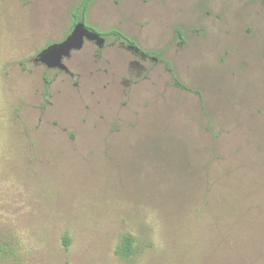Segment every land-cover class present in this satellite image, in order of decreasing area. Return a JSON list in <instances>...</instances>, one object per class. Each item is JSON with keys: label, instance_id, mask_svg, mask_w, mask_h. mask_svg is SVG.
I'll return each instance as SVG.
<instances>
[{"label": "rangeland", "instance_id": "rangeland-1", "mask_svg": "<svg viewBox=\"0 0 264 264\" xmlns=\"http://www.w3.org/2000/svg\"><path fill=\"white\" fill-rule=\"evenodd\" d=\"M80 2L0 0V264H264V0H94L158 60L36 62Z\"/></svg>", "mask_w": 264, "mask_h": 264}, {"label": "water", "instance_id": "water-1", "mask_svg": "<svg viewBox=\"0 0 264 264\" xmlns=\"http://www.w3.org/2000/svg\"><path fill=\"white\" fill-rule=\"evenodd\" d=\"M88 21L79 20L74 25L71 33L62 41L50 44L44 48L36 57L50 68H59L68 71L69 67L64 59L69 58L76 50H81L87 41H93L100 47L106 42V37L101 32L91 29Z\"/></svg>", "mask_w": 264, "mask_h": 264}, {"label": "trees", "instance_id": "trees-1", "mask_svg": "<svg viewBox=\"0 0 264 264\" xmlns=\"http://www.w3.org/2000/svg\"><path fill=\"white\" fill-rule=\"evenodd\" d=\"M94 0H81V2L79 3V5L76 7V9L74 10V21L72 24V27H74L75 23L78 21V19L80 20H84L87 21V11L88 8L90 6V4L93 2ZM177 32L179 33V35H181V31L180 29L177 30ZM102 35L104 36H115L118 37L119 39H122L123 43H128V46L130 47V49H134V50H138V51H144V52H148L142 48H140L138 46V44L131 39V37L127 36L126 34H124L122 31L116 29V28H112L106 31L101 32ZM168 64L170 69H172L171 67V62L168 61ZM176 83H178L179 85H182L184 87H186L183 83H181L178 78H175ZM198 92V91H197ZM64 242L65 245L68 246L71 243V238L69 235H65L64 236ZM136 251V247H135V238L132 234L129 233H125L122 235L121 241L120 243L117 245L116 247V253L118 255H120L121 257H130L131 255H133Z\"/></svg>", "mask_w": 264, "mask_h": 264}, {"label": "flooded vegetation", "instance_id": "flooded-vegetation-1", "mask_svg": "<svg viewBox=\"0 0 264 264\" xmlns=\"http://www.w3.org/2000/svg\"><path fill=\"white\" fill-rule=\"evenodd\" d=\"M78 21H79V19H78ZM77 21V22H78ZM76 24V23H75ZM73 29V28H72ZM72 31V30H71ZM49 46V45H48ZM129 47V46H128ZM132 49V48H131ZM130 49V50H131ZM134 50V49H133ZM134 51H136V53L137 54H139L140 55V57L142 58V59H147V58H152V59H155V60H158V57L157 56H155V55H153V53H151V52H144V51H138V50H134ZM40 53V52H39ZM38 53V54H39ZM38 56V55H37ZM35 61H36V58H35ZM37 62V61H36ZM41 63V62H40ZM43 64V63H42ZM66 72H68V73H71L72 74V71H70V70H68V71H66Z\"/></svg>", "mask_w": 264, "mask_h": 264}]
</instances>
